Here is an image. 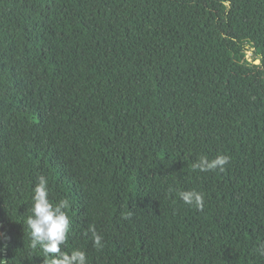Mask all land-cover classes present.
Returning a JSON list of instances; mask_svg holds the SVG:
<instances>
[{
  "label": "trees",
  "instance_id": "1",
  "mask_svg": "<svg viewBox=\"0 0 264 264\" xmlns=\"http://www.w3.org/2000/svg\"><path fill=\"white\" fill-rule=\"evenodd\" d=\"M41 175L88 264H264V0H0L7 264L51 259L27 226Z\"/></svg>",
  "mask_w": 264,
  "mask_h": 264
},
{
  "label": "clouds",
  "instance_id": "2",
  "mask_svg": "<svg viewBox=\"0 0 264 264\" xmlns=\"http://www.w3.org/2000/svg\"><path fill=\"white\" fill-rule=\"evenodd\" d=\"M230 159V156L226 154H218L213 159L202 155L193 164V169L201 172L216 169L223 171ZM48 183V179L41 175L34 187L32 214L27 218V226L31 233V247L35 249L39 246L45 254H49L51 259L48 264H88L85 251L75 249L67 253L62 250L70 232V218L66 211L69 203L67 200H60L58 203L50 201ZM179 196L185 204L197 210H203L204 194L202 192L192 189L180 192ZM88 231L91 233L94 247L102 249L103 237L96 232L94 226H90ZM7 249L8 244L3 242L2 234H0V264H7V260L2 258ZM255 251L258 255L264 256V243H260Z\"/></svg>",
  "mask_w": 264,
  "mask_h": 264
},
{
  "label": "rangeland",
  "instance_id": "3",
  "mask_svg": "<svg viewBox=\"0 0 264 264\" xmlns=\"http://www.w3.org/2000/svg\"><path fill=\"white\" fill-rule=\"evenodd\" d=\"M251 55H252V52H251V51H248V52H247V59H248L249 61L252 60ZM256 62H257V60H255V63H256Z\"/></svg>",
  "mask_w": 264,
  "mask_h": 264
},
{
  "label": "water",
  "instance_id": "4",
  "mask_svg": "<svg viewBox=\"0 0 264 264\" xmlns=\"http://www.w3.org/2000/svg\"><path fill=\"white\" fill-rule=\"evenodd\" d=\"M257 62H259V60H257ZM257 62H256V63H257ZM4 233H5V232H3L2 235H3ZM5 239H9V237H5Z\"/></svg>",
  "mask_w": 264,
  "mask_h": 264
}]
</instances>
